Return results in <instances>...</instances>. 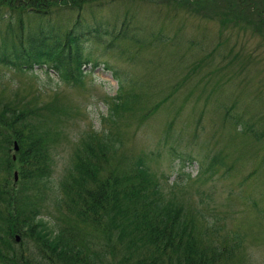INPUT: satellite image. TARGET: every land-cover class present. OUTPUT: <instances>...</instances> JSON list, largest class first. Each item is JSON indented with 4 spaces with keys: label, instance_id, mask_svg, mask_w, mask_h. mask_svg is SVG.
I'll list each match as a JSON object with an SVG mask.
<instances>
[{
    "label": "rangeland",
    "instance_id": "obj_1",
    "mask_svg": "<svg viewBox=\"0 0 264 264\" xmlns=\"http://www.w3.org/2000/svg\"><path fill=\"white\" fill-rule=\"evenodd\" d=\"M58 1L64 5L60 2L63 0ZM96 1H86L83 9H76L78 14L72 16L53 5L48 7L44 21L32 15L25 19L34 31L45 21L54 24L64 20L62 24L69 26L78 15L89 22L102 15L112 33L114 29L120 32L126 22L131 36L147 42L136 45L108 35L105 46L93 41L81 44L83 57L93 62L84 67L85 77L80 83H62L47 68L27 72L0 64V113L16 109L27 121L38 123L40 135L53 146L49 156L50 166L54 165L50 175L53 189L39 180L40 194L46 197L44 223L55 230L57 213H61L57 201L66 199L62 185L73 186L70 174L77 157L86 158L89 143L81 142V136L109 130L111 148L106 153L111 169L129 174L131 166L142 157L162 183L167 201L192 212L201 209L206 222L214 220L215 226L206 230V222L193 213L200 240H213L229 249L240 247L233 257L227 261L222 257L217 264H264V36L254 30L257 23L252 28H234L230 22L239 15L240 19L264 23V0H227V5L213 0L216 8L221 5L224 11L233 9L230 16L226 15L227 22L225 18L203 21L199 14L185 21L183 17L190 9L177 10L171 5ZM5 12L9 15L8 10ZM161 33L169 37L168 44L156 40ZM18 42L2 19L0 49ZM115 72L123 84V100L116 113L112 110L113 98L120 83ZM91 143L100 144L95 137ZM114 145H119L118 151ZM172 148L198 158L202 165L197 161L196 166L185 168ZM2 149L0 146V157ZM14 154L11 147L8 155L12 158ZM212 161L213 168H208ZM103 168L110 171L105 165ZM5 169L0 161V200L5 189L12 195L15 173L23 183L20 169L13 165L10 171ZM60 219L64 222L62 215ZM18 235L22 239L15 246L18 252L23 249L28 253L38 247ZM235 235L242 240L241 246ZM111 248L95 242L87 253L90 251L97 264H112L102 254L110 257ZM116 248L115 255L119 254ZM85 254L77 259L79 264H86ZM30 255L33 264H52L45 258L48 252Z\"/></svg>",
    "mask_w": 264,
    "mask_h": 264
},
{
    "label": "trees",
    "instance_id": "obj_2",
    "mask_svg": "<svg viewBox=\"0 0 264 264\" xmlns=\"http://www.w3.org/2000/svg\"><path fill=\"white\" fill-rule=\"evenodd\" d=\"M86 1H90L87 4L98 2L63 0L60 2H64V5H59L58 0H0V21L3 19L10 26L11 35L19 38L18 45L13 43L10 47H1L0 64L16 71L33 72L35 69L47 68L62 83H80L85 77L84 67L92 62L90 58L83 57L81 44L93 41L105 46V37L108 35L120 37V40L136 45L147 42L131 36L130 24L126 22L121 25L120 32L116 33L114 29L112 33L109 22L102 15L95 16L90 22L78 15L75 21L70 20L69 26L62 24L64 20L54 24L45 21V25L37 24L34 31L28 25L31 23L25 19L32 15L37 20L44 21L53 5L72 16L77 13L76 9H83ZM137 1L158 6L171 5L177 7V10L190 9L183 17L185 21L191 20L194 14H199L203 21L225 18L227 22L226 15L230 16L229 12H234L233 9L224 11L221 5L214 7L213 0ZM222 1L227 5V0ZM76 2H79L78 7ZM5 10H8L9 15ZM41 13L43 15H39ZM238 16L230 20L234 28H252L257 23L254 30L264 36L262 20H244ZM133 19L134 16H131V21ZM26 29L29 31L24 35ZM149 36L156 39L152 34ZM163 36L165 35L161 33L156 40H163L162 43L168 44L169 37ZM114 77L120 83L118 94L113 98L112 110L116 113L123 100V84L118 72L114 73ZM2 105L3 103L0 107ZM236 123H239L238 119ZM40 134V125L31 123V120L27 121L16 109L7 108L0 113V146H3L0 161L6 167L5 171H10L12 165L18 163L23 180L22 184L18 182L12 187V195L6 189L1 194L0 264H33L34 257L30 253L43 252L49 253L45 258L52 264L61 260H76V264H79L77 259L85 253L88 258L85 260L86 264H97L90 251L87 253L88 247H92L95 242L100 247H112L110 257L102 252L103 257L112 264H217L222 257L226 261L230 256L233 257L240 248L229 249L215 244L213 240H200L195 233L196 223L192 217L196 213L199 220L202 218L206 222L203 211L199 209L192 212L177 202L173 201L177 205L175 206L167 201L162 184L155 181L142 157L131 166L129 174H122V169H111L106 153L111 148L109 130L102 133L94 131L87 134V137L81 136V142L87 140L89 143L86 158L77 157L76 166L73 168L75 173L71 174L73 186L64 185L62 190L66 193V199L58 201L61 213H57L59 216H56L58 223L55 230L50 229L44 223L42 215L46 197L40 194L42 185L39 180L47 185L45 179L49 174V165H52L49 156L53 146ZM93 137L100 143L98 146L91 143ZM15 141L20 146L16 163L8 155ZM119 148V145H114L115 150L118 151ZM174 151L177 150L172 148L171 152L179 154L178 160H182L183 165L198 164V158ZM96 156L98 162L94 163ZM199 163L201 164L200 161ZM102 165L107 166L110 171L102 169ZM213 166L212 161L208 168ZM61 215L64 222L60 219ZM214 226L215 222L210 218L205 228L210 230ZM15 234H22L24 239L33 241L38 247L28 250V253L23 249L18 252L13 241ZM235 236L241 246L242 240L239 235ZM115 248L119 249L117 255Z\"/></svg>",
    "mask_w": 264,
    "mask_h": 264
},
{
    "label": "water",
    "instance_id": "obj_3",
    "mask_svg": "<svg viewBox=\"0 0 264 264\" xmlns=\"http://www.w3.org/2000/svg\"><path fill=\"white\" fill-rule=\"evenodd\" d=\"M15 149L18 150V147H15ZM19 240H20V238H17V241H19Z\"/></svg>",
    "mask_w": 264,
    "mask_h": 264
}]
</instances>
